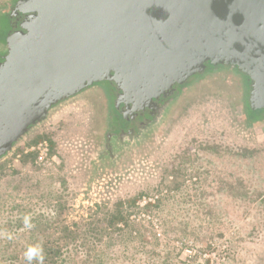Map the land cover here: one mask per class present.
<instances>
[{"label":"rangeland","instance_id":"rangeland-1","mask_svg":"<svg viewBox=\"0 0 264 264\" xmlns=\"http://www.w3.org/2000/svg\"><path fill=\"white\" fill-rule=\"evenodd\" d=\"M198 101L177 108L142 168L91 186L78 169L83 110L76 102L52 109L0 158V256L14 253L1 247L9 242L41 237L30 233L35 226L53 239L65 225L94 243L86 253L95 264H264V122L244 132L235 114ZM43 141L49 159L38 163ZM119 202L126 215L112 227L106 222ZM97 226L100 234L90 231Z\"/></svg>","mask_w":264,"mask_h":264},{"label":"water","instance_id":"water-1","mask_svg":"<svg viewBox=\"0 0 264 264\" xmlns=\"http://www.w3.org/2000/svg\"><path fill=\"white\" fill-rule=\"evenodd\" d=\"M0 54V158L87 85H111L121 120L149 115L206 66L247 80L264 117V0H13Z\"/></svg>","mask_w":264,"mask_h":264},{"label":"flooded vegetation","instance_id":"flooded-vegetation-1","mask_svg":"<svg viewBox=\"0 0 264 264\" xmlns=\"http://www.w3.org/2000/svg\"><path fill=\"white\" fill-rule=\"evenodd\" d=\"M9 1L0 5V12L5 11ZM4 50L5 45L0 43V54ZM245 87L246 77L236 67L215 63L196 73L157 110L129 122L116 116L112 88L105 81L93 82L50 108L54 110L75 102L80 105L86 127L78 145V169L87 186L98 184L99 179L105 180V177L108 184H114L122 182L128 169L134 172L142 168L149 158L147 152L153 151L172 115L194 95L203 106L217 104L218 109L235 114L239 129L244 132H248L244 125L264 122V118L250 122Z\"/></svg>","mask_w":264,"mask_h":264},{"label":"trees","instance_id":"trees-1","mask_svg":"<svg viewBox=\"0 0 264 264\" xmlns=\"http://www.w3.org/2000/svg\"><path fill=\"white\" fill-rule=\"evenodd\" d=\"M250 122L253 121L250 120ZM40 138L35 139L32 143H37ZM107 212L111 211L107 210ZM125 215L126 212L125 214L123 213L121 202H119V204L115 205V209H113L112 212L109 214V219L106 223L115 227L116 221H123ZM46 227L48 228V225H46ZM83 229L79 228V230ZM34 230H38V232L42 236L36 238L32 235L22 242L13 241L12 243L9 242L8 244L1 246L3 248H5V246H9V250L14 253L6 257H3V255L0 256V264H29V261L26 259V251L29 247H34L36 249V256L31 261V264H95V262H98L99 260L98 257H92L86 253V251L90 250L94 243L88 241V239L84 236H78V238L72 236L74 232L69 230L68 227L65 225H62L60 227V235L53 239H48L47 237H45V235L43 234V229L39 225L35 226L34 229L30 231V233ZM90 231L99 234L102 232L99 230V226H97L95 229L90 228ZM111 240L114 239L112 238ZM97 241L100 242V239L97 238ZM41 256L42 260L40 259Z\"/></svg>","mask_w":264,"mask_h":264},{"label":"built area","instance_id":"built-area-1","mask_svg":"<svg viewBox=\"0 0 264 264\" xmlns=\"http://www.w3.org/2000/svg\"><path fill=\"white\" fill-rule=\"evenodd\" d=\"M33 149V148H31ZM37 149V162L38 163H45L49 159V145L46 141H43L36 146ZM158 198V194H149V196H143L141 202V206L146 205L148 203H153Z\"/></svg>","mask_w":264,"mask_h":264},{"label":"clouds","instance_id":"clouds-1","mask_svg":"<svg viewBox=\"0 0 264 264\" xmlns=\"http://www.w3.org/2000/svg\"><path fill=\"white\" fill-rule=\"evenodd\" d=\"M27 226H31V225H27ZM36 256V249L34 247H29L26 251V259L29 261V264H31V261L35 258ZM40 259L42 260V256L40 257Z\"/></svg>","mask_w":264,"mask_h":264}]
</instances>
